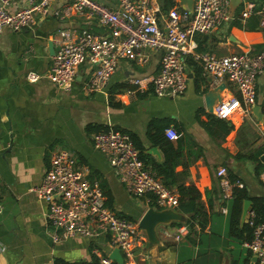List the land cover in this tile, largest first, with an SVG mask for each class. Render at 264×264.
<instances>
[{
    "label": "crops",
    "instance_id": "obj_1",
    "mask_svg": "<svg viewBox=\"0 0 264 264\" xmlns=\"http://www.w3.org/2000/svg\"><path fill=\"white\" fill-rule=\"evenodd\" d=\"M98 1L113 8L118 6L117 0ZM157 1L163 18L174 6L190 9L182 0H174L175 5L169 9L163 7L166 0ZM249 3L257 9L264 7V0L233 1L229 22L212 32L195 35L198 50L224 56L263 47L262 13L241 18ZM61 7L59 1L53 5L55 9ZM236 18L241 19L242 25L232 22ZM83 29L111 34V28L102 25L89 12L72 16L37 14L35 23L29 27L18 31L6 28L0 34V264L75 263L91 260L93 254L97 255L96 250L101 255H110L114 249L111 250L107 237L54 240L47 205L33 187L41 183L53 153L60 149L69 150L88 177L105 186L104 190L112 196L108 206L119 214L139 221L149 206H154L151 196L136 197L126 189L107 155L94 146V132L87 129L88 125H107L135 134L145 147L143 161L155 175L152 163L164 161L165 150L151 140V135L171 139L166 130L172 126L181 137V140L179 137L171 139L174 146L183 147V157L175 167L176 175L170 187L178 191L179 203V185L198 188L204 204L205 225L196 222L191 228L186 224L188 231L177 239L180 226L173 222L184 221L160 224L157 227L160 242L147 250L144 245L141 254L137 252L138 261L146 264H257L244 246L246 232L239 236L230 229L229 206L233 192L231 198L223 197L217 169L225 166L227 170H234L243 178L240 182L243 186L246 184L251 196H264V170L259 176L255 175V161L236 158L238 153L248 155L264 148V72L257 78L253 110L238 112L234 118L227 119L234 124V129L223 140L213 137L201 122L208 121V113H211L207 111L204 93L220 82L202 72L203 81L198 87L196 78L202 77L197 75L201 66L194 59L188 61L189 81L183 95L160 97L150 84L139 88L131 81L133 77L158 72L161 53L154 49L147 50L145 64L121 60L102 91L86 88L93 69L86 60L78 67L73 88L62 90L49 77L53 62L49 41L53 40L56 50L61 31H69L77 37ZM32 74L39 79L32 81L29 78ZM226 84L222 97L234 93ZM199 109L200 116L197 115ZM167 122L170 125L163 127ZM150 124H153L151 134ZM173 209L183 213L185 218L191 216L179 204ZM244 223H247V214L244 221L241 218L240 226Z\"/></svg>",
    "mask_w": 264,
    "mask_h": 264
},
{
    "label": "built area",
    "instance_id": "obj_2",
    "mask_svg": "<svg viewBox=\"0 0 264 264\" xmlns=\"http://www.w3.org/2000/svg\"><path fill=\"white\" fill-rule=\"evenodd\" d=\"M57 1L62 5L59 9L53 8ZM117 3L113 8L98 0H0V34L6 28L18 31L29 27L35 23L37 14L72 16L89 12L102 25L110 27L111 34L83 29L75 37L69 31L60 32L49 77L62 90L73 88L78 67L86 60L93 67L86 88L102 91L121 60L145 64L147 50L154 49L161 53L159 70L150 76L133 77L131 81L139 88L147 83L160 97L183 95L189 81L188 58H192L200 64L204 75L213 77L218 83L227 82L234 92L217 102L215 115L232 119L238 112L253 110L257 78L264 72V45L259 50L220 56L198 50L194 39L197 33L212 32L232 19L231 0H194L193 9L174 6L164 18L157 0H117ZM252 13H262L260 24L264 27V7L256 10L255 5L249 3L241 18ZM29 78L35 81L39 76L32 74ZM166 134L171 139L179 137L172 126L167 128ZM93 142L107 155L120 181L132 195L151 196L156 208L178 206V191L146 167L129 133L110 127L107 131L95 132ZM217 176L225 199L232 197L234 186H243L240 181H231L225 166L217 169ZM33 191L47 205L54 240L107 237L111 250L120 248L125 264H145L136 259L137 251L141 254L147 241V233L139 221L108 206L101 184L88 177L69 150L53 153L50 167ZM247 223L253 228V236L244 241V246L256 256L257 264H264V223L257 221L253 209L247 212ZM187 231L186 224L180 226L177 239ZM95 253L102 264L115 261L109 254L101 255L98 250Z\"/></svg>",
    "mask_w": 264,
    "mask_h": 264
},
{
    "label": "trees",
    "instance_id": "obj_3",
    "mask_svg": "<svg viewBox=\"0 0 264 264\" xmlns=\"http://www.w3.org/2000/svg\"><path fill=\"white\" fill-rule=\"evenodd\" d=\"M175 5L174 0H166L163 3V7L165 9H169L170 7ZM256 10H258L256 8ZM255 15L251 16L254 17ZM241 21V19L239 18ZM239 20L236 18L232 22L238 25H242ZM242 22V21H241ZM261 47H258L257 50H259ZM192 58L189 59L188 61L191 62ZM194 61V60H192ZM197 62V61H196ZM198 63V62H197ZM203 72V69L200 70L197 73L199 77H201ZM203 81V76L198 79L196 78V84L198 87L201 86V82ZM207 90V89H206ZM263 105V113H264V99L262 101ZM201 109L198 110L197 115L200 116ZM209 115V120L208 121H201L203 125L207 128L209 133L213 137H221V139L225 140L226 136L234 129V124L230 121L227 120L226 118H221L214 113H208ZM152 125L150 124L149 126V134H151L152 131ZM170 125V122H167L163 127ZM110 128V126H103V125H88L87 129L92 130L94 133L95 132H100V131H107ZM126 132V131H124ZM128 133V132H127ZM131 135V138L137 148L140 151V156L141 158L145 161L146 159V154L144 153V145L142 142L139 140V138L135 135L129 132ZM181 140V137H179ZM151 140L156 143V144H161L165 150V158L164 161L162 162H156L154 161L152 163L153 170L156 172L157 176H160L161 179L164 181L166 185L169 187L173 185V176L175 174V167L179 162L182 160L183 157V147L178 145L174 146V143L171 141V139L167 138L165 135L161 136L160 138H157L153 135H151ZM264 152V148H259L255 150L252 153H249L248 155L243 154V153H238L236 154L237 159H249L255 161V175H260V173L264 170V160L261 159V154ZM246 157V158H245ZM147 164V163H146ZM226 164V163H225ZM228 174L229 178L233 181H242L243 178L239 176L234 170L228 168ZM103 189H105L104 185H101ZM178 190L180 192V203L179 207L183 209L185 212H190L191 216L187 217L186 220L184 221L185 224H187L189 227L193 228L198 222L200 226L205 225L206 221V215L203 212L204 204L201 199V192L198 190L196 186L193 185H179ZM105 194H107V200L106 203L109 205L112 203V196L106 191ZM246 199H251L252 204H251V209H253L256 213V219L257 221L263 222L264 223V196L259 195V196H251L249 194V191L247 189L246 184L244 183L243 187L240 186H234L233 188V197L230 202L229 206V224H230V229L233 233L239 234V236L243 235L244 232H246L244 239L245 241L249 240L253 236V228L248 224L244 223V226L241 227V216L243 212V205L244 201ZM153 205V203H151ZM110 206V205H109ZM132 218V217H129ZM184 222H173L174 225L176 226H181L184 224ZM66 264H102L99 260V257L95 254L92 255L91 260H86V261H78L75 263H66ZM112 264H118L116 261H113Z\"/></svg>",
    "mask_w": 264,
    "mask_h": 264
},
{
    "label": "water",
    "instance_id": "obj_4",
    "mask_svg": "<svg viewBox=\"0 0 264 264\" xmlns=\"http://www.w3.org/2000/svg\"><path fill=\"white\" fill-rule=\"evenodd\" d=\"M236 0H231L230 6H232V2ZM193 0H182V3L187 5L190 9H193ZM230 13L232 15V11L230 9ZM49 47H50V53L54 54L55 48L53 40L49 41ZM227 84L225 81H221L219 84L209 88L204 93V99L207 111L213 113L215 105L217 102H220L222 99V91L226 88ZM258 109V105L254 107V111L256 113ZM259 116H261L260 113H258ZM153 150L157 152V148L153 147ZM262 159H264V154L262 155ZM252 201L250 199H246L244 201L243 205V212H242V221H244L245 216L247 214V210L249 209V206L251 205ZM185 215L178 210H175L171 207L166 208H156L154 206H149V208L146 210V212L143 214V216L139 220V225L145 230L147 233V241L145 244L144 249H149L155 244H158L160 242V237L158 235L157 227L160 224H169L173 221H185ZM110 257L114 259L118 264H125L124 263V257L121 253V250L119 247H115L111 253ZM254 261L256 260V256H253Z\"/></svg>",
    "mask_w": 264,
    "mask_h": 264
},
{
    "label": "rangeland",
    "instance_id": "obj_5",
    "mask_svg": "<svg viewBox=\"0 0 264 264\" xmlns=\"http://www.w3.org/2000/svg\"><path fill=\"white\" fill-rule=\"evenodd\" d=\"M259 77V76H258ZM138 252V251H137ZM138 256L136 255V258H137ZM140 257V256H139ZM139 260V259H138ZM146 264V263H145Z\"/></svg>",
    "mask_w": 264,
    "mask_h": 264
}]
</instances>
